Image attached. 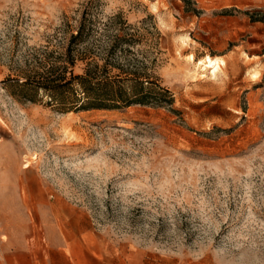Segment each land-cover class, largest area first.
<instances>
[{"label": "rangeland", "instance_id": "obj_1", "mask_svg": "<svg viewBox=\"0 0 264 264\" xmlns=\"http://www.w3.org/2000/svg\"><path fill=\"white\" fill-rule=\"evenodd\" d=\"M81 23L102 59L136 30L115 56L145 60L177 111L17 97L11 83ZM127 249L264 264V0H0V263L115 264Z\"/></svg>", "mask_w": 264, "mask_h": 264}, {"label": "trees", "instance_id": "obj_2", "mask_svg": "<svg viewBox=\"0 0 264 264\" xmlns=\"http://www.w3.org/2000/svg\"><path fill=\"white\" fill-rule=\"evenodd\" d=\"M90 29L81 23L76 33L70 34L63 53L46 51L37 57L36 67L11 83L20 88L17 97L35 101V95L43 92L54 107L64 112L120 110L134 105L177 111L174 94L148 69L145 60L115 56L118 47L124 53L130 50V44L136 41V30L131 32L130 27L121 26L122 33L114 35L102 59L85 43ZM79 63L83 67L77 73L75 67Z\"/></svg>", "mask_w": 264, "mask_h": 264}, {"label": "crops", "instance_id": "obj_3", "mask_svg": "<svg viewBox=\"0 0 264 264\" xmlns=\"http://www.w3.org/2000/svg\"><path fill=\"white\" fill-rule=\"evenodd\" d=\"M1 264V263H0ZM17 264H39L37 260H35L31 254L29 253H21L17 251ZM115 264H163L159 260H154L148 258L145 254L141 252H135L132 249L126 250L121 255H117V259ZM178 264H201L199 261L191 260L187 262H182Z\"/></svg>", "mask_w": 264, "mask_h": 264}, {"label": "bare ground", "instance_id": "obj_4", "mask_svg": "<svg viewBox=\"0 0 264 264\" xmlns=\"http://www.w3.org/2000/svg\"><path fill=\"white\" fill-rule=\"evenodd\" d=\"M224 63L223 60L219 58H212L211 56H207L204 59H201L199 64L206 68H212L213 74H216L222 68V64ZM30 165V164H29ZM28 166V163L25 165Z\"/></svg>", "mask_w": 264, "mask_h": 264}]
</instances>
